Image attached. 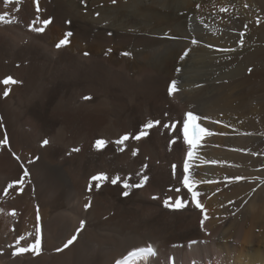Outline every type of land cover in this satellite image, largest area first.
<instances>
[{
    "label": "bare ground",
    "instance_id": "bare-ground-1",
    "mask_svg": "<svg viewBox=\"0 0 264 264\" xmlns=\"http://www.w3.org/2000/svg\"><path fill=\"white\" fill-rule=\"evenodd\" d=\"M250 1L260 12L219 14L217 0H38L39 11L0 0L13 21H0V264H264V0ZM190 111L211 133L187 173L203 210L182 177ZM149 120L160 124L134 139ZM38 209L41 249L16 254L21 236L19 246L35 239ZM147 246L156 255L128 256Z\"/></svg>",
    "mask_w": 264,
    "mask_h": 264
},
{
    "label": "snow or ice",
    "instance_id": "snow-or-ice-1",
    "mask_svg": "<svg viewBox=\"0 0 264 264\" xmlns=\"http://www.w3.org/2000/svg\"><path fill=\"white\" fill-rule=\"evenodd\" d=\"M11 0H5V6H7L8 3H10ZM37 2V11H39V6H38V0H36ZM115 2V0H113V3ZM221 11H226V9H221ZM8 13H4V14H0V21L4 22L5 24L8 23H12L13 21L8 20L7 17ZM48 23H50V21L48 19H44L43 20V24L47 25ZM31 30L33 31H37V32H42L44 29L40 28V27H35V26H31ZM68 35L70 36L71 33H68ZM65 43H67V40H61L56 47L59 48L61 46H63ZM193 43H196L195 40H193ZM110 51V50H109ZM124 55H130V53H123ZM85 55H89L88 53H85ZM188 56V51L186 50L183 53V56H181V59H183L184 57ZM249 72H251V69H249ZM3 83L5 85L7 84H15L17 83L16 80H13L11 76H9L7 79H5L3 81ZM177 90L176 88V81L172 82L171 88H170V93H174ZM4 95L7 96L8 92L5 91ZM85 99H90V97H85ZM200 119V117H197L196 115H194L192 112H188L187 113V118L184 120V127H183V138H184V142L186 144L189 145V150L187 152V160L184 161L183 164V172H182V177H183V184L184 187L187 188L188 192L191 193L192 196V200L195 202V207L198 209L203 210V205L200 203L198 196L200 195L197 191H194V188L196 187V184L199 182L193 181L192 179H190V176L187 174L189 173V168H190V161L194 158L195 156V149L198 146V142L200 141V139L205 136V135H211V133L206 129L201 127L199 124L196 123V121ZM160 124L159 120H149L144 126H143V130H141L139 132L138 135H134L133 138L136 140L141 139V137L147 136L148 135V130L152 129L155 125ZM165 127H167V125H164ZM174 127V125H173ZM129 139V135H124L119 141H117L120 144H123L125 141H127ZM43 143L45 145H47L49 142L47 140L43 141ZM105 141L104 140H97L96 141V147L102 148L105 145ZM8 144V138L5 135L4 138L2 140H0V146L3 145H7ZM73 151H79V149H73ZM135 155V152L133 153ZM17 159H19V157H17ZM175 167V165L173 166ZM28 173L25 172V176H27ZM93 181H104L107 180L108 177L100 174V175H95L91 178ZM119 179V177H117L116 179H113L111 181V183L115 184L117 183V180ZM147 176L144 177V181H147ZM237 179H241V178H237ZM16 183H22V181H16L13 183H10L8 185V188H13L14 184ZM99 186V185H97ZM133 185H129L126 181L124 183V187L128 188L131 187ZM136 187H142V183L141 184H136ZM91 190V188L89 189ZM179 191V190H177ZM124 195H128L127 192L124 193ZM155 198V197H154ZM173 198L169 197L168 199H166L164 201L165 206H170L169 205V201H172ZM173 207L178 208V209H182L184 208L186 205L183 202V198H176L174 200V202L172 203ZM88 207H90V204H86L85 208L87 209ZM12 215H15V213L13 212ZM207 218V217H205ZM39 219V218H38ZM203 223V221H202ZM85 225V221H81L80 222V228L83 229ZM77 236L74 235L71 239H69L67 241V243L64 245L65 248H67L69 245H71L75 240H76ZM25 237L21 236L19 238V241L24 240ZM19 241H17V250H16V254H22L28 251H32L33 253H39L40 249H41V229L39 228V226H37L36 228V236L34 241L27 247H20L19 246ZM156 255V250L152 247V246H147L146 248H137L135 250H133L132 252H130L128 254L129 257H136L139 256L141 259L146 258L147 256H154ZM116 264H128V260H118L116 261Z\"/></svg>",
    "mask_w": 264,
    "mask_h": 264
},
{
    "label": "rangeland",
    "instance_id": "rangeland-1",
    "mask_svg": "<svg viewBox=\"0 0 264 264\" xmlns=\"http://www.w3.org/2000/svg\"><path fill=\"white\" fill-rule=\"evenodd\" d=\"M228 1V3H224V2H222V3H220V1L219 0H217V2H218V4L214 7L216 10H217V12H219V14H222V13H225V11H221V9L222 8H224V9H226V13H228V11H229V9H230V11H229V13H234V11L236 12H239V10L238 9H242V10H244V12H245V10L246 11H250V10H253V8L256 10V12L258 11V12H260V9H256V7L254 6V5H252L251 4V1L250 0H239V3L240 2H242V6L243 7H240V6H236V4H234L235 2H234V0L232 1V0H227ZM231 3H230V2ZM244 1V2H243ZM234 2V3H233ZM229 4V5H228ZM233 4H234V6H233ZM244 4V5H243ZM219 5V6H218ZM224 5V6H223ZM225 5H227V6H225ZM218 6V7H217ZM254 6V7H253ZM217 7V8H216ZM237 10H236V9ZM219 9V10H218ZM257 12V13H258ZM251 14V13H250ZM259 14H261L262 15V13H259ZM248 27V24H244V29H246Z\"/></svg>",
    "mask_w": 264,
    "mask_h": 264
}]
</instances>
